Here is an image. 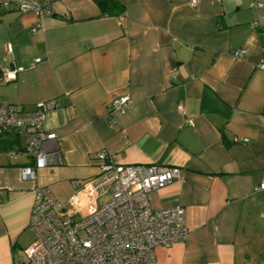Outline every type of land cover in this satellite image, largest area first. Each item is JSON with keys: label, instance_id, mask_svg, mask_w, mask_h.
<instances>
[{"label": "crops", "instance_id": "0c3cea01", "mask_svg": "<svg viewBox=\"0 0 264 264\" xmlns=\"http://www.w3.org/2000/svg\"><path fill=\"white\" fill-rule=\"evenodd\" d=\"M33 1L39 13L0 6V68L16 70L0 99L26 110L55 100L44 127L57 153L23 180L33 164L24 134L0 135V264H26L34 186L66 205L97 174L101 150L181 169L148 193L155 210L181 205L188 228L156 248V264L264 261V236L252 251L264 218V34L250 6L264 0ZM121 96L129 103L109 114Z\"/></svg>", "mask_w": 264, "mask_h": 264}, {"label": "built area", "instance_id": "2783aa9c", "mask_svg": "<svg viewBox=\"0 0 264 264\" xmlns=\"http://www.w3.org/2000/svg\"><path fill=\"white\" fill-rule=\"evenodd\" d=\"M15 4L20 12L39 13L42 8L33 0H0L2 7ZM250 6L257 11L251 25L264 34V2ZM6 49L10 50L8 45ZM241 53L243 50L233 51L235 56ZM39 60L35 58L30 65ZM256 67L264 71V50ZM15 77V69L0 68V83ZM128 103L127 96L113 100L109 114L122 111ZM56 106L55 100H49L26 110L0 99V135L8 130L23 133L26 146L22 152L33 158L31 166L21 169L23 180L35 181L37 170L57 153L56 134L44 127L47 113ZM96 158L97 174L82 182L66 205L47 186H34L28 224L34 239L24 250L26 264H156L157 247H169L188 234L181 205L155 210L148 200L151 190L180 177L179 167L119 163L104 150ZM258 189L264 190V182Z\"/></svg>", "mask_w": 264, "mask_h": 264}, {"label": "rangeland", "instance_id": "374dc122", "mask_svg": "<svg viewBox=\"0 0 264 264\" xmlns=\"http://www.w3.org/2000/svg\"><path fill=\"white\" fill-rule=\"evenodd\" d=\"M255 221H256L257 225H259V229L254 230L255 235L253 236L254 242L252 243V245H253L252 251H254L256 254H258L259 246H257V245H260L258 240H260L259 239L260 236H264V218H256ZM260 257H262V256L260 255ZM257 261H258L257 263L264 264V261H261V260H257Z\"/></svg>", "mask_w": 264, "mask_h": 264}, {"label": "trees", "instance_id": "16d2710c", "mask_svg": "<svg viewBox=\"0 0 264 264\" xmlns=\"http://www.w3.org/2000/svg\"><path fill=\"white\" fill-rule=\"evenodd\" d=\"M112 0H106V2H111Z\"/></svg>", "mask_w": 264, "mask_h": 264}]
</instances>
